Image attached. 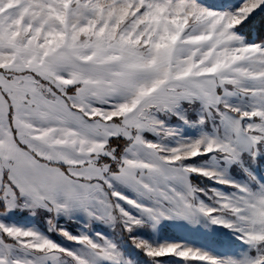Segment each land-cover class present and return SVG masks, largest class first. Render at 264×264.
<instances>
[{"label":"snow or ice","instance_id":"snow-or-ice-1","mask_svg":"<svg viewBox=\"0 0 264 264\" xmlns=\"http://www.w3.org/2000/svg\"><path fill=\"white\" fill-rule=\"evenodd\" d=\"M0 264H264V0H0Z\"/></svg>","mask_w":264,"mask_h":264},{"label":"rangeland","instance_id":"rangeland-1","mask_svg":"<svg viewBox=\"0 0 264 264\" xmlns=\"http://www.w3.org/2000/svg\"><path fill=\"white\" fill-rule=\"evenodd\" d=\"M164 235L168 238H172V239H175V238H178V233L175 231V230H167Z\"/></svg>","mask_w":264,"mask_h":264}]
</instances>
